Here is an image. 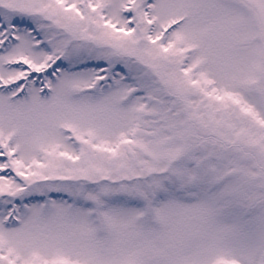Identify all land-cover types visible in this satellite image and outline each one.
Listing matches in <instances>:
<instances>
[{
	"label": "snow or ice",
	"instance_id": "obj_1",
	"mask_svg": "<svg viewBox=\"0 0 264 264\" xmlns=\"http://www.w3.org/2000/svg\"><path fill=\"white\" fill-rule=\"evenodd\" d=\"M0 264H264V0H0Z\"/></svg>",
	"mask_w": 264,
	"mask_h": 264
}]
</instances>
